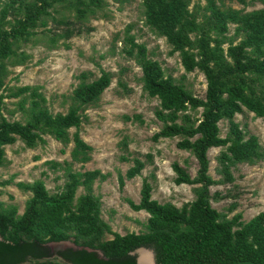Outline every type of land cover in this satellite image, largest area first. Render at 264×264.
<instances>
[{"label":"trees","instance_id":"16d2710c","mask_svg":"<svg viewBox=\"0 0 264 264\" xmlns=\"http://www.w3.org/2000/svg\"><path fill=\"white\" fill-rule=\"evenodd\" d=\"M120 1V0H113ZM203 6L190 0H142L144 22L165 38L171 52H177L185 71L198 70L205 78L204 96L190 93L182 84L166 75L157 60L152 59L142 43L133 36L126 37L128 49L141 70L142 89L159 101L155 117L162 124L152 135L159 138L178 137L177 148L192 153L197 162L191 177L177 162L172 163L175 184L194 185V199L176 207L151 198L152 186L143 179L139 200L125 201L133 211L148 214L145 230L120 235L112 232L101 218L100 199L92 192L96 179L104 180L100 170L65 171L66 181L61 190L49 194L44 181L36 179L21 184L31 192L23 212L16 207L0 209V264H60L49 259V243L67 241L74 247L58 252L64 264H139L130 254L138 247L150 248L155 264H234L249 260L264 264V212L250 220H241L237 213L231 218L210 205L209 187L233 181L230 166L263 158L256 136L245 132L234 121L243 109L264 120V8L243 13L239 9L222 7V0H205ZM241 3L244 0H239ZM103 0H3L0 6V90L6 74L5 61L18 56L16 46L36 34L38 27L46 28L48 19L65 25L61 33L49 38H69L80 29L69 28L70 22L51 14L56 4H66L78 19L101 7ZM219 2V3H218ZM264 3V0H263ZM10 17V18H8ZM229 24H234V37H228ZM19 63L26 56L20 54ZM81 81L72 92L65 113L52 114L40 106L41 95L31 85L9 90L5 97H20L22 108L27 96L31 98L30 116L25 122L9 120L0 107V167L5 163L6 145L20 139L29 147L45 143L44 135L68 144L73 142L71 158L84 159L91 147L81 139L79 127L87 106L95 104L111 83V73L101 69L97 78ZM201 109L199 117L190 112ZM228 121L227 134L222 137L218 123ZM74 128L71 138L69 129ZM222 147L218 156L223 179L215 181L209 175L210 148ZM144 162L132 159L125 174L118 173V185L140 174ZM82 186L85 193L75 197ZM105 233L112 238L103 239Z\"/></svg>","mask_w":264,"mask_h":264},{"label":"rangeland","instance_id":"374dc122","mask_svg":"<svg viewBox=\"0 0 264 264\" xmlns=\"http://www.w3.org/2000/svg\"><path fill=\"white\" fill-rule=\"evenodd\" d=\"M2 2L0 0V6ZM205 3V0H190L189 7ZM222 3V7L239 9L243 13L264 8L263 0H244L243 3L222 0ZM54 8L51 10L53 16L68 20L69 28L80 29V33L67 39L58 37L52 44L49 40L52 34L61 33L67 27L48 19L46 28L38 27L29 40L18 43L17 57L5 61L6 74L0 94L5 96L11 89L31 85L43 98L37 99L40 106L55 114L67 111L72 92L81 81L80 74L86 73L85 80L91 81L103 69L111 73V83L99 100L84 111L85 117L78 131L91 149L83 154V160H72L71 140L63 144L49 135L43 136L45 143L32 148L20 139L4 147L6 160L0 167V209L4 211L14 206L18 215L23 212L31 192L21 184L42 179L49 194H54L66 181L68 167L75 172L98 169L106 174L104 180L96 179L92 184L93 194L100 199L101 218L112 232L120 235L142 232L148 214L143 210L133 211L125 199L138 202L142 180L146 179L152 186V199L181 207L194 199V185L175 184L171 165L177 162L193 177L197 162L191 152L177 148L178 137L151 139L162 126L155 117L159 101L142 89L141 70L126 52L125 38L133 36L135 42L144 44L149 56L160 63L164 73L193 95L204 96L205 78L196 69L185 71L178 53H172L165 38L145 24L142 0H103L100 8L83 19H78L64 3L56 4ZM234 28V24H229L226 34L237 42ZM20 54L26 56L22 63L18 62ZM20 100L21 96L1 100L2 114L7 119L25 122L29 118L31 98L27 96L22 108ZM200 111L190 114L198 118ZM234 121L246 137L250 134L257 137L263 158L254 163L239 162L230 166L233 181L209 187L210 205L228 218L240 213L241 220L246 222L264 212V120L243 109L235 114ZM218 126L224 137L229 128L228 121L221 120ZM74 131V128L69 129L70 138ZM222 150V147H213L207 152L209 175L215 181L223 179L218 161ZM133 158L142 160L144 168L139 175L125 179L124 186L119 188L117 175L125 174ZM85 190L78 187L75 197L84 194ZM110 238L112 234L109 233L103 236V239ZM70 245L66 241L62 246ZM55 246L49 243L51 251ZM135 256L155 264L150 248L141 247Z\"/></svg>","mask_w":264,"mask_h":264},{"label":"water","instance_id":"95a60500","mask_svg":"<svg viewBox=\"0 0 264 264\" xmlns=\"http://www.w3.org/2000/svg\"><path fill=\"white\" fill-rule=\"evenodd\" d=\"M64 243H65V241L57 242V243H53V244H55L56 246H62ZM140 248L141 247H138V248L134 249L133 251L130 252V254H134V255L135 254H139ZM53 257H54V255L49 257V259H53ZM136 260H137V263H139V264H149L148 262L144 261V259L141 260L138 256L136 257ZM234 264H256V263H254L252 261H249V260H244V261L236 262Z\"/></svg>","mask_w":264,"mask_h":264},{"label":"flooded vegetation","instance_id":"af4514ba","mask_svg":"<svg viewBox=\"0 0 264 264\" xmlns=\"http://www.w3.org/2000/svg\"><path fill=\"white\" fill-rule=\"evenodd\" d=\"M67 247H72L73 248L74 246L71 244L70 246H67ZM67 247H63V246H55V247H53L52 251H51V255L48 256V258L54 255L53 259L56 258V260H60V261H62L64 263L65 260L60 255H58V252L63 250V249H65V248H67Z\"/></svg>","mask_w":264,"mask_h":264}]
</instances>
